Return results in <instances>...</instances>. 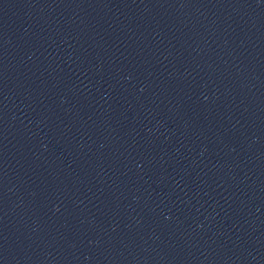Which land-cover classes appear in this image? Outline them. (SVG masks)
I'll return each instance as SVG.
<instances>
[{"label":"water","instance_id":"1","mask_svg":"<svg viewBox=\"0 0 264 264\" xmlns=\"http://www.w3.org/2000/svg\"><path fill=\"white\" fill-rule=\"evenodd\" d=\"M0 264H264V0H0Z\"/></svg>","mask_w":264,"mask_h":264}]
</instances>
